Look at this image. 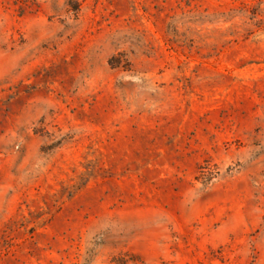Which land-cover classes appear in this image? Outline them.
Here are the masks:
<instances>
[{
	"label": "rangeland",
	"instance_id": "obj_1",
	"mask_svg": "<svg viewBox=\"0 0 264 264\" xmlns=\"http://www.w3.org/2000/svg\"><path fill=\"white\" fill-rule=\"evenodd\" d=\"M0 264H264V0H0Z\"/></svg>",
	"mask_w": 264,
	"mask_h": 264
}]
</instances>
